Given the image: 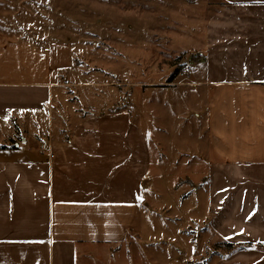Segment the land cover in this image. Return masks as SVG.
Masks as SVG:
<instances>
[{
    "label": "crops",
    "instance_id": "0c3cea01",
    "mask_svg": "<svg viewBox=\"0 0 264 264\" xmlns=\"http://www.w3.org/2000/svg\"><path fill=\"white\" fill-rule=\"evenodd\" d=\"M218 2L195 50L201 69L185 84L204 88L208 98L206 123L196 118L211 156L207 223L233 246L215 264H264V0ZM74 55L65 42L40 47L0 35V121L27 136L23 146L0 149V264H117L112 248L126 246L130 234L142 235L156 125L144 109L137 117L118 107L66 114L79 105L72 75L82 72ZM155 65L159 70L158 64L147 70ZM113 72L116 81L109 84L118 102L133 106L132 88L144 97L167 89L163 72L142 85ZM43 120L60 137L43 138L45 148L27 145L30 134L46 135Z\"/></svg>",
    "mask_w": 264,
    "mask_h": 264
},
{
    "label": "rangeland",
    "instance_id": "374dc122",
    "mask_svg": "<svg viewBox=\"0 0 264 264\" xmlns=\"http://www.w3.org/2000/svg\"><path fill=\"white\" fill-rule=\"evenodd\" d=\"M219 8L218 0H0V35L26 38L40 47L65 42L74 48L82 73L72 75L79 85L71 88L79 105L73 103L76 97L69 89L66 96L73 104L66 114L76 108L86 117L118 107L116 112L130 111L137 117L144 109L156 125L150 134L152 169L142 194V235L130 234L126 246L112 248L117 264H215L225 255L226 241L207 223L211 156L204 123L196 122L203 117L206 123L208 98L201 92L204 88L185 86L201 69L195 50L206 36L205 20ZM153 64L159 70L156 65L147 70L146 65ZM187 66L193 71L174 81L178 69ZM114 70L139 85L147 78L158 80L163 72L167 79L162 88L167 89L149 91L144 97L132 88L133 106L115 101L111 92L116 89L109 84L116 81ZM54 117L56 131L59 121L57 114ZM43 124L46 135L30 134L27 145L45 148L50 137H60L50 134L48 120ZM17 132L16 128L15 135L10 133V124L0 121V148L21 142L23 146L27 136Z\"/></svg>",
    "mask_w": 264,
    "mask_h": 264
},
{
    "label": "built area",
    "instance_id": "2783aa9c",
    "mask_svg": "<svg viewBox=\"0 0 264 264\" xmlns=\"http://www.w3.org/2000/svg\"><path fill=\"white\" fill-rule=\"evenodd\" d=\"M193 71L191 66H187L184 70H179L178 75H180V77H185L187 75H189L191 72Z\"/></svg>",
    "mask_w": 264,
    "mask_h": 264
},
{
    "label": "trees",
    "instance_id": "16d2710c",
    "mask_svg": "<svg viewBox=\"0 0 264 264\" xmlns=\"http://www.w3.org/2000/svg\"><path fill=\"white\" fill-rule=\"evenodd\" d=\"M177 73H179V69H178V71L175 73V76H174V79H175V77L177 76ZM0 149H5V147L4 148H0ZM227 247H233L232 246V244H229V243H224Z\"/></svg>",
    "mask_w": 264,
    "mask_h": 264
}]
</instances>
